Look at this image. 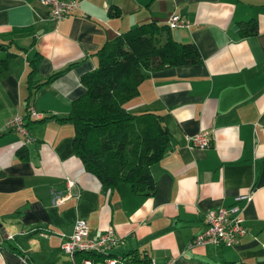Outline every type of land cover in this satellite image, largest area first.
I'll list each match as a JSON object with an SVG mask.
<instances>
[{
	"label": "crops",
	"instance_id": "1",
	"mask_svg": "<svg viewBox=\"0 0 264 264\" xmlns=\"http://www.w3.org/2000/svg\"><path fill=\"white\" fill-rule=\"evenodd\" d=\"M77 2L57 22L38 0H0V58L13 55L0 73V264H70L59 246L77 219L86 220L90 236L112 227L115 255L134 251L175 264L264 260V0ZM112 6L121 16L107 15ZM173 14L187 22L172 28L173 37L193 43L201 62L150 71L125 103L132 113L158 114L170 134L150 167L156 191L137 195L127 183L104 190L74 152L73 125L49 117L68 115L85 90L81 76L96 68L94 54L108 40L150 21L167 24ZM251 19L256 33L240 35L239 23ZM35 55L38 82L72 65L30 96ZM29 106L42 117L31 118ZM15 115L30 142L6 128ZM202 130L210 145L191 146L188 137ZM240 194L249 197L237 202L245 228L239 242L193 244L204 213L233 205Z\"/></svg>",
	"mask_w": 264,
	"mask_h": 264
},
{
	"label": "trees",
	"instance_id": "2",
	"mask_svg": "<svg viewBox=\"0 0 264 264\" xmlns=\"http://www.w3.org/2000/svg\"><path fill=\"white\" fill-rule=\"evenodd\" d=\"M107 15L119 17L121 11L112 6ZM256 31L255 19L239 23L240 35H253ZM3 47L0 43V48ZM94 55L97 66L81 76L85 90L72 101L68 115L49 118L73 125L74 152L104 190L118 189L121 183H127L134 194L152 195L156 191V181L150 167L162 159L171 137L158 114L151 111L132 113L125 103L138 94L140 83L150 71L201 62L198 49L193 43L177 41L167 24L150 21L116 35ZM12 57L8 54L0 58V73L8 70ZM38 59L35 55L30 61L27 78L30 96L72 65L38 82L33 79ZM17 153L21 155V150ZM115 256L110 252L75 253L76 264L86 258L101 264L105 257ZM120 256L126 264H147L150 260L134 251ZM241 264H264V260Z\"/></svg>",
	"mask_w": 264,
	"mask_h": 264
},
{
	"label": "built area",
	"instance_id": "3",
	"mask_svg": "<svg viewBox=\"0 0 264 264\" xmlns=\"http://www.w3.org/2000/svg\"><path fill=\"white\" fill-rule=\"evenodd\" d=\"M41 4L50 8L52 18L59 22L65 16L73 13L79 7L77 0H38ZM187 22L181 20L180 16L173 14L167 21L170 28H176L186 25ZM28 113L31 118L38 119L42 115L28 107ZM6 128L14 130L24 136L25 140L30 142L32 138L28 136L25 128L24 120L21 116L15 115L6 121ZM188 141L191 146L206 148L210 145L211 134L208 131H199L190 137ZM67 186H72V181L66 179ZM69 192L54 200L55 204L64 200L69 196ZM248 194H240L235 196V203L229 207L219 208L218 210H207L204 213L205 227L199 235H197L193 244L205 245L215 244L222 246H235L239 242V238L245 233L243 225V217L241 208L237 202L248 199ZM118 238L112 227L106 228L102 233L96 236L89 235V228L85 219H77L73 222L71 232L61 241L60 250L69 259L70 264H76L75 253L78 251H93L96 253L108 254L110 250L117 244ZM101 264H126L120 255L115 257H105ZM81 264H94L91 259H83ZM147 264H175L173 259H168L163 263H157L150 259Z\"/></svg>",
	"mask_w": 264,
	"mask_h": 264
},
{
	"label": "water",
	"instance_id": "4",
	"mask_svg": "<svg viewBox=\"0 0 264 264\" xmlns=\"http://www.w3.org/2000/svg\"><path fill=\"white\" fill-rule=\"evenodd\" d=\"M263 259L262 258H259L258 261H262ZM238 264V263H237Z\"/></svg>",
	"mask_w": 264,
	"mask_h": 264
}]
</instances>
